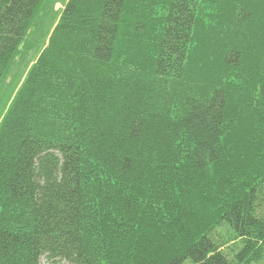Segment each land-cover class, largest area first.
Segmentation results:
<instances>
[{
    "label": "trees",
    "instance_id": "trees-1",
    "mask_svg": "<svg viewBox=\"0 0 264 264\" xmlns=\"http://www.w3.org/2000/svg\"><path fill=\"white\" fill-rule=\"evenodd\" d=\"M261 258L264 0H0V264Z\"/></svg>",
    "mask_w": 264,
    "mask_h": 264
},
{
    "label": "rangeland",
    "instance_id": "rangeland-1",
    "mask_svg": "<svg viewBox=\"0 0 264 264\" xmlns=\"http://www.w3.org/2000/svg\"><path fill=\"white\" fill-rule=\"evenodd\" d=\"M59 9H61V5L60 4H57L56 6H55V10H59ZM33 53V52H32ZM31 59V58H30ZM233 244H230L228 247H231ZM41 264H48V262L47 261H45V260H42V262H41ZM54 264H58V263H54ZM249 264H264V258H261V260L259 261V262H251V263H249Z\"/></svg>",
    "mask_w": 264,
    "mask_h": 264
}]
</instances>
